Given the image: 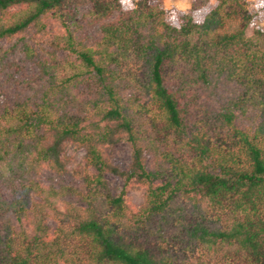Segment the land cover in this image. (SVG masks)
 <instances>
[{
  "label": "trees",
  "instance_id": "16d2710c",
  "mask_svg": "<svg viewBox=\"0 0 264 264\" xmlns=\"http://www.w3.org/2000/svg\"><path fill=\"white\" fill-rule=\"evenodd\" d=\"M210 2L175 24L151 0H0V264H264V26L247 0Z\"/></svg>",
  "mask_w": 264,
  "mask_h": 264
},
{
  "label": "rangeland",
  "instance_id": "374dc122",
  "mask_svg": "<svg viewBox=\"0 0 264 264\" xmlns=\"http://www.w3.org/2000/svg\"><path fill=\"white\" fill-rule=\"evenodd\" d=\"M196 0H151L153 4H160L163 8H165L167 11H169L170 19L173 21V23H177L178 20H176L177 14L186 13L188 12L193 3ZM248 7L253 9H259V15H258V22L261 23L264 26V7L258 3L256 0H247ZM216 0H211L210 4L215 5ZM251 28L249 30V33L251 32ZM35 34L33 31L32 35ZM92 37L93 39L98 37V34L92 31ZM3 45H8V42L4 40L2 42ZM65 52H60V56H63ZM20 60V58H18ZM130 71V78L138 79L143 78L144 71L140 64H132L131 67L128 68ZM7 75L0 76V103L2 104L5 102V100H10L14 97L16 93V85L11 84L10 82L5 81ZM131 147L128 142L121 141L119 142L115 147L109 148L108 152L110 153V157L112 161L121 166L122 168H127L131 161ZM64 154L67 157V163L68 168L70 169L71 173L69 175L64 176L63 180L66 183L74 184L76 186L83 185L82 179L79 176V172L82 171H90L93 172V169L91 167L86 166L85 162V149L83 147H79L71 142L67 143ZM148 160H152V157L150 155H147ZM57 178L54 172H51L47 170L46 168H43L40 174V178L43 180L45 184H48L51 182V178ZM106 178L109 182V185L112 189V191L116 194L120 193L121 190L126 191V199L128 202L135 208L140 207L144 200H145V187L141 186L138 183H125V179L123 177H118L113 175L112 173H107ZM58 180V178H57ZM59 181V180H58ZM0 192L2 194V197L11 200L12 194L11 191L0 182ZM2 223V222H1ZM166 243H160V247L163 249H167ZM192 258V257H191Z\"/></svg>",
  "mask_w": 264,
  "mask_h": 264
},
{
  "label": "clouds",
  "instance_id": "9594fccd",
  "mask_svg": "<svg viewBox=\"0 0 264 264\" xmlns=\"http://www.w3.org/2000/svg\"><path fill=\"white\" fill-rule=\"evenodd\" d=\"M123 4H130V0H122Z\"/></svg>",
  "mask_w": 264,
  "mask_h": 264
}]
</instances>
